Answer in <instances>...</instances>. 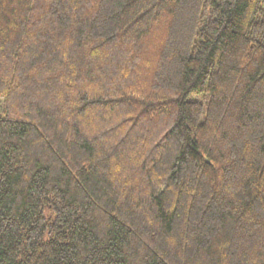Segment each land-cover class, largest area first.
Returning a JSON list of instances; mask_svg holds the SVG:
<instances>
[{
    "label": "trees",
    "instance_id": "trees-1",
    "mask_svg": "<svg viewBox=\"0 0 264 264\" xmlns=\"http://www.w3.org/2000/svg\"><path fill=\"white\" fill-rule=\"evenodd\" d=\"M0 264H264V0H0Z\"/></svg>",
    "mask_w": 264,
    "mask_h": 264
}]
</instances>
